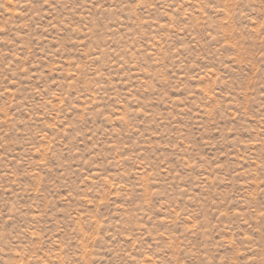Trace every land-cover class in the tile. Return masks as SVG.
<instances>
[{
	"label": "rangeland",
	"instance_id": "rangeland-1",
	"mask_svg": "<svg viewBox=\"0 0 264 264\" xmlns=\"http://www.w3.org/2000/svg\"><path fill=\"white\" fill-rule=\"evenodd\" d=\"M0 264H264V0H0Z\"/></svg>",
	"mask_w": 264,
	"mask_h": 264
}]
</instances>
